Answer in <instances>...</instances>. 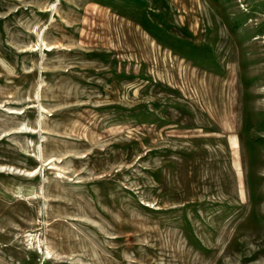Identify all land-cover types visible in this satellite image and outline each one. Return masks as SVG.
Wrapping results in <instances>:
<instances>
[{"label": "rangeland", "instance_id": "1", "mask_svg": "<svg viewBox=\"0 0 264 264\" xmlns=\"http://www.w3.org/2000/svg\"><path fill=\"white\" fill-rule=\"evenodd\" d=\"M0 264H264V0H0Z\"/></svg>", "mask_w": 264, "mask_h": 264}]
</instances>
